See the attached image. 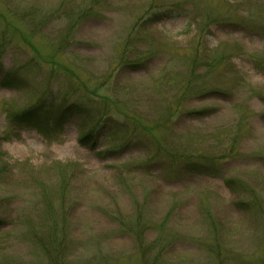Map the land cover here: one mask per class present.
Listing matches in <instances>:
<instances>
[{
    "label": "rangeland",
    "instance_id": "rangeland-1",
    "mask_svg": "<svg viewBox=\"0 0 264 264\" xmlns=\"http://www.w3.org/2000/svg\"><path fill=\"white\" fill-rule=\"evenodd\" d=\"M254 58L264 0H0V264H264Z\"/></svg>",
    "mask_w": 264,
    "mask_h": 264
},
{
    "label": "trees",
    "instance_id": "trees-1",
    "mask_svg": "<svg viewBox=\"0 0 264 264\" xmlns=\"http://www.w3.org/2000/svg\"><path fill=\"white\" fill-rule=\"evenodd\" d=\"M87 18L90 19L91 17H87L86 14H82L80 16V21H84ZM253 62L255 63L256 66H258L264 72V60H262L260 58H254L253 59ZM9 82H10V79H6L4 81V83H3L4 86H8L10 84ZM65 110H66V107H65ZM170 112H172V110ZM14 118L15 119L13 121L15 123H18V124H26L27 126H38V127H40L41 124H49L50 123V120H49V117H48V113L47 112H42L40 109H36V110L32 109L30 111L23 112L22 114L17 115ZM62 119H63L62 116L60 118H58V120L60 122L62 121ZM101 128H103V127L102 126L101 127H98L97 130L94 129V130H91L90 132L84 134L82 136V138L80 139V142L81 143H84L86 141H89L91 138H93L92 137L93 133L96 134V132L98 131V129L100 130ZM120 149H121V147L120 148L119 147H116V148H113V149H110V150H107V151H103L102 153H99L97 155H101V156L104 157L107 154L109 155L110 153L115 154ZM4 223H5L4 220L0 219V230H2L4 228Z\"/></svg>",
    "mask_w": 264,
    "mask_h": 264
}]
</instances>
